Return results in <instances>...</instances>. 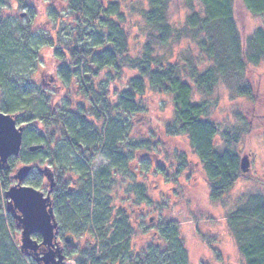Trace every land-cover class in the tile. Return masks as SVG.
<instances>
[{"label": "trees", "instance_id": "trees-1", "mask_svg": "<svg viewBox=\"0 0 264 264\" xmlns=\"http://www.w3.org/2000/svg\"><path fill=\"white\" fill-rule=\"evenodd\" d=\"M18 1L20 5L21 0ZM144 1L147 9L141 14L151 32L146 37L145 53L141 57H132L122 27L124 14L117 3L68 0L69 15L78 28L85 25L89 30L81 45L74 42L67 52L55 49L53 56L61 61L59 76L66 82L72 78L81 79L92 92L89 78L97 79L104 72L112 77L122 75L124 70L137 73L122 89L114 88L115 105L108 101L104 92L95 98L109 121L99 131L91 126L83 109L73 113L64 110L58 115L52 113L40 87L29 86L27 80L32 82V76L23 80L25 74L21 75L20 71L25 68L20 66L42 65L39 49L43 42L51 47L52 40L42 42L29 30V25L11 24L4 14L3 6L7 2L0 0V112L16 115L18 123L26 124L19 156L8 160L11 165L0 168V202L2 191L10 188L8 173L14 160L32 169L47 164L45 168L56 169L68 176L56 196L60 198L59 212L63 223L71 235L78 236L86 231L91 238L87 250L81 254L85 260L80 259L79 264H189L176 222L162 220L143 246L133 245L135 222L125 208L111 209L108 200L112 173L105 169L92 175L88 170L90 158L98 152L111 162L112 169L124 166L127 155L120 144L126 131L124 120L139 113L141 98L147 89L172 96L173 115L165 125V131L169 136H187L206 176L211 200H221L241 175L240 131L221 129L210 121L209 103L193 101V86L198 95L209 96L222 78L232 74L231 71L241 74L248 65L259 64L264 58V31H255L243 46L235 29L233 0H196L201 11L193 9L180 29L167 21L166 11L171 0ZM193 1L186 0V5L191 8ZM241 1L252 15L264 16V0ZM182 38L197 42L214 66L179 65L167 61L159 64L150 46L168 47ZM216 46L223 51L220 60ZM182 73L191 84L184 80ZM234 92L251 95L247 83L236 86ZM103 114L94 111L92 116L101 121ZM219 137L223 142L221 149L215 144V138ZM35 145L43 148L29 152L28 148ZM71 152L78 155L77 161L68 159H72ZM45 168L33 170L34 177L27 176V185L42 189L41 173ZM71 177L75 178L76 184L69 189ZM8 219L17 229L10 214ZM228 222L244 264H264V200L259 196L251 197L247 206L234 213ZM2 228L4 223L0 221V264H24L26 257L21 251L19 254L14 245L6 243ZM204 242L210 246V242ZM215 257L219 260L216 252Z\"/></svg>", "mask_w": 264, "mask_h": 264}, {"label": "rangeland", "instance_id": "rangeland-1", "mask_svg": "<svg viewBox=\"0 0 264 264\" xmlns=\"http://www.w3.org/2000/svg\"><path fill=\"white\" fill-rule=\"evenodd\" d=\"M101 1L105 4L111 2L119 5L124 14L122 27L127 36L129 54L132 57H141L145 53L146 37L151 32L141 14L147 9L146 2ZM6 2L7 4L3 6L4 14L10 18L11 24L29 25V30L42 42L52 40L51 47L43 42L39 49L42 65L20 66L25 68L20 71L21 75L25 74L23 80L26 81L28 75L32 76V82L27 80L29 86L40 87L45 93L44 97L48 99L50 111L55 115L64 110L73 113L83 109L82 112H85L84 115L91 126L102 131L105 123L108 124L109 121L100 110L99 100L95 98L104 92L108 101L115 105L117 98L114 88L122 89L137 73L124 70L122 75L112 77L108 72H104L97 79L89 78L92 92L84 86L81 79L72 78L66 82L58 74L61 61L54 58V51L59 48L67 52V48L74 45V42L81 45L89 30L85 25L78 28L74 18L69 15L68 0H21L20 5L18 0ZM193 9L201 11L196 0L193 1L191 8L186 5V0H171L166 11L168 23L176 29L182 28L187 15ZM233 14L235 29L243 46L246 39L253 36L255 31L258 29L264 31V16L252 15L241 0H233ZM217 46L215 51L220 60L223 51ZM150 47L159 64H165L167 61L166 63L179 65L200 63L207 67L214 66L202 52L199 44L190 38L173 41L168 47ZM231 73L219 81L209 96L198 95L193 86V101L209 103L207 112L210 121L219 125L221 129L240 131L241 175L221 200L210 199L206 176L191 150L187 136L167 135L165 125L172 119L173 102L172 96L165 93L147 89L141 98L142 106L139 113L124 120L127 125L120 144L127 158L123 167L112 169L111 162L100 152L93 153V158H90L91 164L88 165L90 174L105 169L112 173L108 200L111 209L125 208L135 222L132 243L136 247L145 244L146 238L155 232L162 220L173 221L179 226L189 264H244L228 221L234 213L247 206L251 197L259 196V199L264 200V58L257 65H248L241 74L234 70ZM182 76L191 84L185 74L182 73ZM243 83L249 84L250 96L237 95L234 92L235 87ZM1 95L0 91V99ZM94 111L104 115L101 121L92 116ZM104 117L106 122H103ZM17 125L25 128L26 124L18 123L17 120ZM215 144L216 147L223 148L222 138H215ZM71 156L72 159H68L72 161L79 158L73 152ZM18 161L14 160V166L8 173L10 187L16 185V182L11 180L12 175L24 165ZM6 165L11 164L7 162ZM46 165H41L40 168L43 169ZM30 177L34 175L31 174ZM45 182L47 183L46 179ZM27 184L25 179L22 185ZM43 187L44 189L37 190L45 197L46 189L44 185ZM4 192L1 193L0 202V221L4 223L1 232L5 235L6 243L9 246L14 245L20 254V233L8 219ZM61 224L63 233H68L65 223ZM74 237L78 245L76 253H73L76 256L75 260L68 264L84 260L81 254L87 250L91 241L86 231ZM204 241L210 242V246ZM214 250L219 254V260L216 259ZM25 259L24 264H34L27 257Z\"/></svg>", "mask_w": 264, "mask_h": 264}, {"label": "water", "instance_id": "water-1", "mask_svg": "<svg viewBox=\"0 0 264 264\" xmlns=\"http://www.w3.org/2000/svg\"><path fill=\"white\" fill-rule=\"evenodd\" d=\"M17 119L16 115L0 112V168L4 167L9 159L18 157L21 151L25 128L17 125ZM42 148L40 145H35L30 146L28 150L29 152H36ZM30 169V166H22L16 170L13 179L17 180L18 184L11 186L4 193L6 211L13 213L16 210L18 213V216H14V220L17 229L21 232L19 249L24 256L38 257L35 254L38 242L32 238L37 235L42 240L40 245L46 247L38 261L43 264L59 263L62 257L58 250H54L53 246V240L57 233V223L50 208L49 198L48 196L44 197L39 190L21 184ZM43 173L47 177V181H50V170L45 168ZM65 243L68 246L73 245L72 237L66 236Z\"/></svg>", "mask_w": 264, "mask_h": 264}, {"label": "flooded vegetation", "instance_id": "flooded-vegetation-1", "mask_svg": "<svg viewBox=\"0 0 264 264\" xmlns=\"http://www.w3.org/2000/svg\"><path fill=\"white\" fill-rule=\"evenodd\" d=\"M34 167H33V169L32 168L30 169V171L27 175L28 177L30 174H32L34 171H36L37 169L40 168V166H37L35 168ZM7 168H8V166H7ZM49 174H50V181H47V177L43 173H41V175H42L41 180H42V189H44V187H43V185H44L45 189H46L45 197L48 196V198H49L50 208L52 210L54 220L57 223V233H56L55 239L53 240V246H54V250H58L60 252L59 255L62 257V260H61V262L55 263V264H68L72 260H75L76 254H73V253H76L78 245L75 242L74 235H71L69 233H65V234L63 233V227H62L61 223L64 222V219L62 220V214L59 212L60 211V207H59L60 198L59 197L56 198L57 194L60 193L61 189L63 188V185L66 183L68 176H64L63 173H60L56 169H53V168L50 169ZM13 176L14 175H12L11 180L16 182V185H17L18 181L14 180ZM61 176H63L62 180H61ZM71 178H72L71 179L72 181H71V184L68 186L69 189H71L70 187H73L76 184V182H74L75 178L74 179H73V177H71ZM45 179H46L47 183L45 182ZM23 182L21 184H23ZM5 204H6V201H5ZM9 214L12 216L13 219H14V216H18V213L16 212V210L13 213H9ZM19 233L21 234L20 230H19ZM66 236L72 237V244L73 245L68 246L65 243V237ZM33 237L38 242L37 252L35 253L36 255H38V257L37 256H36L37 258H32L31 256H25V257L30 259L34 264H43L42 262H39L38 260L41 257L42 253L44 252V250L46 249V247L40 245V242H42V240L39 236L35 235ZM19 238H20V236H19ZM55 259L58 260L57 258H55ZM79 262H82V261L78 260L77 263H75V261H73V264H79Z\"/></svg>", "mask_w": 264, "mask_h": 264}]
</instances>
